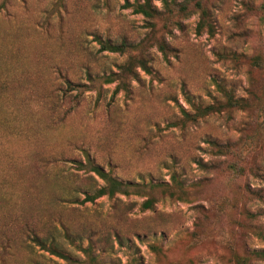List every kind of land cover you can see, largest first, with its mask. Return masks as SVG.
Here are the masks:
<instances>
[{
  "label": "rangeland",
  "instance_id": "1",
  "mask_svg": "<svg viewBox=\"0 0 264 264\" xmlns=\"http://www.w3.org/2000/svg\"><path fill=\"white\" fill-rule=\"evenodd\" d=\"M127 1L144 0H0V248H9L0 264L29 262L27 223L36 231L63 223L83 239L71 243L59 230L61 250L85 259L80 247L92 239L104 264H131L132 255L141 264H236L233 253L264 250L247 227L264 229V197L253 191H264V70L253 64L264 59V0L204 2L213 36L197 32L198 12L152 26ZM100 40L143 41L152 73L138 69L129 91L115 92L118 82L103 77L128 54L102 50ZM224 91L247 98V109L181 122L182 108L223 100ZM209 139L232 142L261 175L235 178ZM93 165L131 186L168 184L176 173L189 191L177 199L156 189L149 210L141 207L149 190L131 186L84 201L105 184ZM247 210L260 215L249 222Z\"/></svg>",
  "mask_w": 264,
  "mask_h": 264
},
{
  "label": "trees",
  "instance_id": "2",
  "mask_svg": "<svg viewBox=\"0 0 264 264\" xmlns=\"http://www.w3.org/2000/svg\"><path fill=\"white\" fill-rule=\"evenodd\" d=\"M163 4V12L158 11L154 6L152 0H144L143 2H130L127 1L125 6L127 8H132L134 13L142 14L145 18L152 21L156 17H161L164 20V24L168 25L169 23H177L179 24V20L176 19L179 15H188L193 13H199V22L197 23V32L201 33L203 31H207L210 36L215 34V27L211 18V11L207 2V0H185L184 2H178L177 0H160ZM102 50H107L110 52H117L121 54H128L126 61L119 66V70L116 73H111L107 76H104L105 82H114L117 81V86L115 88V92L120 90L129 91L130 80L137 79L138 77V69L143 70L147 74L152 73V67L149 63L147 56L139 51V49L143 46V41L138 44L129 43L123 40L120 43H114L109 40L101 41ZM158 48L162 52L164 56L167 57V53L169 51V46L166 44L164 40L158 41ZM225 56V54H223ZM232 57L235 59H239L240 55L232 54ZM238 57V58H237ZM253 64L264 70V59L260 55H255L253 57ZM59 72V71H58ZM61 74V72H59ZM66 83L70 87H78L80 84H74L71 80L66 79ZM249 106L247 98L244 97H235L229 91H224V99L215 101L213 104L207 105H194L192 110H187L185 108L181 109L182 113V123L188 122H198L200 119L205 118L214 113H222L224 111H232L235 109H247ZM209 145L216 150V155H219L221 161L219 163H227V170L230 171L235 178L247 177L250 174H254L255 176H260L261 172L259 170V166L248 165V161L246 155L243 154L242 150L236 149L232 144V142L222 143L216 139H209ZM205 167H208V164H203ZM214 166V165H213ZM92 171H95L98 176H100L105 184L94 190L92 193H85L84 201H95L97 198L102 197L104 195L114 196L116 193H129V188L131 186L130 183H125L123 181L118 180L113 177L109 172L104 171L100 166L93 165L91 167ZM132 188H137V191L148 189L147 199H145L141 205L143 210L153 209L155 206V202L157 201L155 197H153L152 193L156 189H161L162 192L166 194V196L171 195L172 197H176L177 199L185 198L188 194L189 189L184 186L183 182L176 173L172 174L171 183H148V184H136L132 185ZM247 192L252 193V189L248 186ZM255 195L259 198L264 197L263 190H253ZM232 201V197L230 194L224 196L223 200L219 203V208L222 210L221 213H225L228 206H230ZM220 212V211H219ZM245 212V211H244ZM246 216L249 222L257 219L259 213H251L250 211H246ZM243 213V214H245ZM257 222L247 224L248 228H251L253 231H257V233L261 234L264 238V229L257 227ZM36 228L33 225L27 223L24 228V240L28 242V247L31 253L29 262L27 264H61L60 262L53 260L50 257H47L43 253H39L40 249L48 252L51 255H55L65 261V264H104L99 260V257L94 253V242L90 239L88 245L86 247H80V249L87 255L85 259H74L70 255L65 254L61 250V246L58 241V231L61 230L63 233V237L69 240L71 243L74 242V239H83L81 235H76L70 233V230L63 224H53L51 229L47 230H38L32 228ZM109 236V235H108ZM118 238L119 235L116 234ZM128 239V238H127ZM100 240L106 241L108 243L107 236H102ZM10 242V239H8ZM228 242H232L230 239ZM6 244V242H5ZM7 245V244H6ZM8 246V245H7ZM38 247V249H37ZM153 249V245L150 246ZM9 248L2 246L0 248V252L4 255ZM234 262L236 264H259L258 260H264V250H253L248 251V254L242 255L239 253H233ZM2 255H0V258ZM2 259V258H1ZM87 260V261H86ZM131 264H141L140 258L132 255L130 260Z\"/></svg>",
  "mask_w": 264,
  "mask_h": 264
}]
</instances>
